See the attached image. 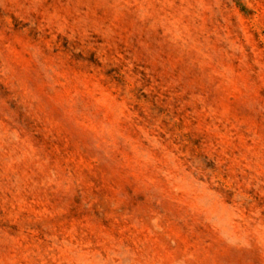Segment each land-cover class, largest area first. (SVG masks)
<instances>
[{"label":"rangeland","instance_id":"374dc122","mask_svg":"<svg viewBox=\"0 0 264 264\" xmlns=\"http://www.w3.org/2000/svg\"><path fill=\"white\" fill-rule=\"evenodd\" d=\"M0 264H264V0H0Z\"/></svg>","mask_w":264,"mask_h":264}]
</instances>
